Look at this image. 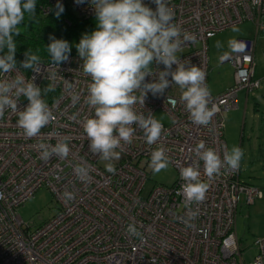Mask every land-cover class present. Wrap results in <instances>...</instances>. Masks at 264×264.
Wrapping results in <instances>:
<instances>
[{"label": "built area", "instance_id": "obj_1", "mask_svg": "<svg viewBox=\"0 0 264 264\" xmlns=\"http://www.w3.org/2000/svg\"><path fill=\"white\" fill-rule=\"evenodd\" d=\"M143 3L156 9L153 0ZM173 9V23L190 39L182 43L177 56L181 61L209 70L208 39L227 28L252 21L256 32L262 28L264 0H167ZM65 7L83 18L96 16L92 0H44L39 9L48 14L51 8ZM237 44L243 48L222 55L220 63L233 68V83L218 94H211L209 108L216 112L207 126L194 124L185 105L180 101V89L168 77L170 86L163 94L148 92L144 106L135 105L138 112L153 115L159 111L168 118L162 123L161 139L148 145L138 126L130 144L122 142L117 149L119 159L113 160L115 172H108L106 161L90 151L82 121L94 116L86 102L91 78L84 75L78 52L70 53L68 60L55 65L39 61L40 71L17 66L11 73L0 72V80L12 79L17 73L32 80L42 89V98L53 113L51 122L37 137H27L18 126V113L6 109L0 116V264H264V237L252 245L256 254L249 262L242 258L236 234L237 208L243 199L247 205L262 197L258 187L240 178V166L233 170L221 169L210 181L205 200L192 204L197 213L189 220L184 197L178 195L181 184L180 169L194 159V149L203 141L223 158L225 117L238 106L240 91L258 89L255 77V38L240 37ZM1 54V53H0ZM187 66V65H186ZM153 73L145 82L158 79L165 70L163 64H152ZM176 69L172 66L171 71ZM55 75V80L50 76ZM205 81V83H206ZM54 90L43 92L50 84ZM77 99H73V95ZM137 97L140 96L136 92ZM175 101V103H173ZM29 101L23 95L17 102L18 111ZM155 117V115H154ZM156 118V117H155ZM68 143L66 158H40L38 145L54 146ZM163 147L176 170L171 185H155L144 193L149 172L151 152ZM77 164L89 170V178L81 181L73 171ZM50 190L57 202V211L38 226L20 218L19 208L33 197L40 187ZM74 198H65V192ZM186 222L192 226L187 227ZM129 225H135L139 236L128 234Z\"/></svg>", "mask_w": 264, "mask_h": 264}, {"label": "clouds", "instance_id": "obj_2", "mask_svg": "<svg viewBox=\"0 0 264 264\" xmlns=\"http://www.w3.org/2000/svg\"><path fill=\"white\" fill-rule=\"evenodd\" d=\"M153 2L155 10L146 6L143 0H92L96 11V30L84 34L75 45L83 61V73L91 78L86 102L94 109V116L85 117L82 128L90 141V151L107 162L105 168L108 172H115L112 161L119 159L117 149L122 148V142H132L136 131L134 125L143 132L148 145L161 139L162 123L151 112L147 116L138 112L135 105L139 102L144 106L148 92L163 94L170 86L169 76L179 87L180 101L194 124L207 126L216 112L215 107L208 106L211 93L205 83V71L188 61H181L177 56L182 43L190 36L185 33L181 39L182 30L172 22L174 12L167 0ZM259 2L253 0V3ZM35 7L36 0H0V72L8 74L17 69V46L13 37L19 35L17 26L24 20L25 14L34 13ZM50 41L47 51L52 62L57 65L68 60L71 52L69 42L54 37H50ZM229 46L233 49L244 47L235 41H230ZM24 55L21 66L39 72L40 57L30 50ZM154 61L163 64L165 70L158 73L157 80L146 83V77L153 73ZM173 65L176 69L171 71ZM50 79L54 81L55 75ZM54 87V83L50 84L43 92L52 91ZM136 92L140 93L139 97ZM22 95L29 103L24 110L18 111L17 102ZM77 98L74 94L73 99ZM6 109L18 113V126L30 138L39 136L41 129L53 119L52 110L42 98V89L19 73L12 79L0 80V116ZM38 150L43 160L53 156L66 158L70 151L64 141L54 146L40 143ZM193 151L196 159L180 169V178L184 183L177 193L184 197L189 220L197 215L191 205L202 203L210 186L201 179L200 161L203 162V174L210 181L223 168L238 169L243 157V150L234 146L230 151L226 149L221 158L214 148L206 147L203 141ZM169 163L163 147L151 152L149 167L154 174L167 169ZM73 171L81 181L88 180L89 170L84 165L77 164ZM64 196L68 200L74 198L73 193L67 191ZM186 226L192 225L186 222ZM127 231L129 235H141L135 225H129Z\"/></svg>", "mask_w": 264, "mask_h": 264}, {"label": "rangeland", "instance_id": "obj_3", "mask_svg": "<svg viewBox=\"0 0 264 264\" xmlns=\"http://www.w3.org/2000/svg\"><path fill=\"white\" fill-rule=\"evenodd\" d=\"M70 12L74 15L71 9ZM254 24L252 21L247 20L242 24L218 32V34L216 33L208 39L207 64L209 70L206 85L211 94L215 95L222 92L223 87L232 83L233 80L231 64L227 62L219 63V57L233 52V48L229 46L230 41L236 42L240 37H253L255 35ZM255 38V74L256 77L262 78V84H264V29H259ZM218 42L221 45L219 48H217ZM260 92V89L254 91L257 95ZM242 98L243 91L238 94V106L226 114L223 137L226 142V149L230 151L234 146L240 147V135H242V132L244 133L243 143L240 147L243 150V157L240 161V178L264 192V152L259 153V149L255 147L250 152L247 147L249 142L246 134L249 131L253 97L252 94L249 95L246 106L243 104ZM154 115L160 122H168V118L161 112L157 111ZM176 174V170L170 164L167 169L156 174L149 170L146 175L147 181L144 193H147L155 185H171L177 177ZM57 209L58 205L52 193L47 187L42 186L34 192L33 197L21 205L19 214L25 222L38 226L49 219ZM237 209L236 234L239 242L238 246L242 250L244 261L249 262L253 259L252 256L256 254V247L252 245L254 240L264 237V194L250 205L245 204L242 199Z\"/></svg>", "mask_w": 264, "mask_h": 264}, {"label": "trees", "instance_id": "obj_4", "mask_svg": "<svg viewBox=\"0 0 264 264\" xmlns=\"http://www.w3.org/2000/svg\"><path fill=\"white\" fill-rule=\"evenodd\" d=\"M43 2L44 0H36L35 12L26 13L24 20L17 26L19 35L13 37L17 46L15 54L17 66L22 67L21 62L25 59L24 54L28 50L38 55L41 62L52 61L47 51V46L51 42L50 37L68 41L71 46L70 53H76L75 45L82 36L96 30V16L82 19L65 7L51 8L48 14L43 15L38 10Z\"/></svg>", "mask_w": 264, "mask_h": 264}, {"label": "crops", "instance_id": "obj_5", "mask_svg": "<svg viewBox=\"0 0 264 264\" xmlns=\"http://www.w3.org/2000/svg\"><path fill=\"white\" fill-rule=\"evenodd\" d=\"M262 23H264V17H262ZM262 25H264V24H262ZM260 29H264V26H262V28H260ZM255 36H256V30H255V35L253 36V38H255ZM247 37H251V36H247ZM255 47H256V38H255ZM254 54H255V50H254ZM219 63H220V61H219ZM223 63H225V62H222L221 64H223ZM255 67H256V64H255ZM255 77H256V74H255ZM256 78L259 79V85H258L259 87L257 90L260 89L261 92L257 95V93H254V91H256V90L250 91V92L243 91V98H242L243 101L242 102L246 106V104L248 103L249 95L252 94L253 100L251 103V110H250L251 111V119L249 122L250 123L249 131H248V134H246L248 142H249L247 147L249 148L250 152L253 151V147H255V148L259 149V153H260V152H264V147H262V146H264V136H262V135H264V84H262V78H258V77H256ZM232 83H233V80H232ZM232 83L228 84L227 86H224L223 90H225L226 87H229ZM243 135H244V133L242 132V135H240L241 140H239L240 141V147L243 143V138H244Z\"/></svg>", "mask_w": 264, "mask_h": 264}]
</instances>
